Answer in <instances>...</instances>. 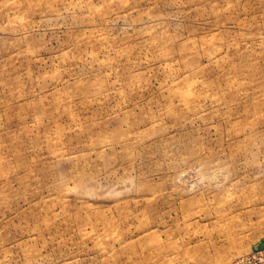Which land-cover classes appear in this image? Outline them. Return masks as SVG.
<instances>
[{
    "label": "rangeland",
    "instance_id": "1",
    "mask_svg": "<svg viewBox=\"0 0 264 264\" xmlns=\"http://www.w3.org/2000/svg\"><path fill=\"white\" fill-rule=\"evenodd\" d=\"M0 264H264V0H0Z\"/></svg>",
    "mask_w": 264,
    "mask_h": 264
}]
</instances>
